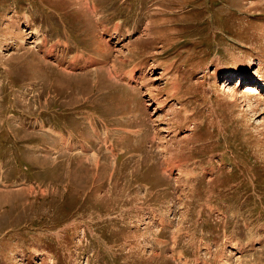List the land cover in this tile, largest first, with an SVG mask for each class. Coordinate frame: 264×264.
<instances>
[{"label":"rangeland","instance_id":"rangeland-1","mask_svg":"<svg viewBox=\"0 0 264 264\" xmlns=\"http://www.w3.org/2000/svg\"><path fill=\"white\" fill-rule=\"evenodd\" d=\"M0 264H264V0H0Z\"/></svg>","mask_w":264,"mask_h":264},{"label":"trees","instance_id":"trees-1","mask_svg":"<svg viewBox=\"0 0 264 264\" xmlns=\"http://www.w3.org/2000/svg\"><path fill=\"white\" fill-rule=\"evenodd\" d=\"M232 149V151L234 152V151H236L237 150V148H236V146L235 147H231ZM238 158V157H237ZM232 160L234 161V157L232 158ZM254 180H255V178H254ZM255 183L256 184H261L260 182H258V181H255Z\"/></svg>","mask_w":264,"mask_h":264},{"label":"bare ground","instance_id":"bare-ground-1","mask_svg":"<svg viewBox=\"0 0 264 264\" xmlns=\"http://www.w3.org/2000/svg\"><path fill=\"white\" fill-rule=\"evenodd\" d=\"M245 90H248V88H245ZM231 96H233V94H231ZM235 249H237V248H235Z\"/></svg>","mask_w":264,"mask_h":264}]
</instances>
